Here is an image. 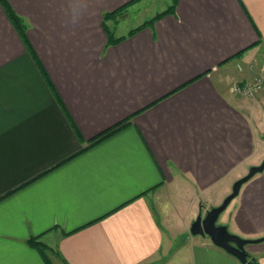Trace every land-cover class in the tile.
<instances>
[{
  "label": "crops",
  "instance_id": "1",
  "mask_svg": "<svg viewBox=\"0 0 264 264\" xmlns=\"http://www.w3.org/2000/svg\"><path fill=\"white\" fill-rule=\"evenodd\" d=\"M6 1L27 41L0 0V264H243L191 225L264 159V96L226 71L264 68V0H178L119 42L130 0ZM222 222L264 236V171Z\"/></svg>",
  "mask_w": 264,
  "mask_h": 264
},
{
  "label": "water",
  "instance_id": "2",
  "mask_svg": "<svg viewBox=\"0 0 264 264\" xmlns=\"http://www.w3.org/2000/svg\"><path fill=\"white\" fill-rule=\"evenodd\" d=\"M262 171H264V159L260 164L252 165L245 175L234 182L231 193L225 197L221 204L208 209L205 215L202 212L199 213L191 225L193 234L209 235L217 246L236 256L243 264H259L255 257L249 256L246 245L262 242L264 236L257 238L243 237L231 232L226 224H219L217 221L220 214L238 196L243 184Z\"/></svg>",
  "mask_w": 264,
  "mask_h": 264
},
{
  "label": "trees",
  "instance_id": "3",
  "mask_svg": "<svg viewBox=\"0 0 264 264\" xmlns=\"http://www.w3.org/2000/svg\"><path fill=\"white\" fill-rule=\"evenodd\" d=\"M2 1H4V5L6 7V10L8 11V13H9L11 19L13 20L14 24L16 25V27L18 28L20 34L22 35V37L24 39H26V35H25L26 34V25L24 24L22 18L12 10V8L10 7V5L7 3L6 0H2ZM139 1L140 0H130V1L126 2L124 5H122L121 7H119L118 9L110 11V12H106L104 14V24H105L106 30L108 32L110 42H119V41L123 40L124 38H126V36L132 35L135 32H137L138 30L152 24L153 22H155L156 20H158L159 18L164 16L166 13L174 11V9L177 5V2H178V0H174L173 3L168 8H166L162 11H159L157 14H155L151 18L145 20L140 25L132 28L131 30H129V32L127 34L116 35L114 30L112 28H110V26L108 25V20L114 19V20L118 21V18L120 17L121 14H123L128 8H130L132 5H134L135 3L139 2ZM26 41H27V39H26ZM125 125H126L125 121H122V122L114 125L113 127L109 128L108 130L104 131L103 133H101L100 135H98L97 137L92 139L91 144L94 145V144L98 143L99 141L107 138L108 136L118 132L119 130L124 128ZM29 242L33 246L37 247L42 252V254H44V256L46 257V260H48V262H49L47 252L50 248L48 247V245L44 241H42L39 238V236L31 237L29 239Z\"/></svg>",
  "mask_w": 264,
  "mask_h": 264
},
{
  "label": "rangeland",
  "instance_id": "4",
  "mask_svg": "<svg viewBox=\"0 0 264 264\" xmlns=\"http://www.w3.org/2000/svg\"><path fill=\"white\" fill-rule=\"evenodd\" d=\"M173 1L174 0H140L139 2L135 3L130 8H128L123 14H121L120 17L118 18V21L114 20V19H109L108 25L118 35L127 34L129 32V30H131L132 28L140 25L145 20H147V19L151 18L152 16H154L155 14H157L159 11H162V10L168 8L173 3ZM240 66H242V65H238V64L236 65L235 64L232 69H228L226 71H228L229 73H234L235 71H237L239 74H242V75H250V73H252V71L259 72L262 69H264V68H262V69L258 70V69H255L253 67L250 68V67H244V66H242V68H240ZM236 81H238V79H236L233 82V84ZM233 84H232V86H233ZM232 86H231V88H232ZM232 91L234 93L238 94L234 90H232ZM238 95H240V94H238ZM257 95L255 97H257ZM229 205L220 214L218 221H217L219 224L223 223L222 220L224 219L225 214H227V212L229 210ZM205 214H203V215H205ZM257 243H259V242H257ZM248 245H246V250L248 251L249 256L255 257L254 254L248 250L249 249ZM50 250L51 249H49L48 251L51 252ZM255 258L258 261L257 257H255ZM153 264H162V263L156 262ZM174 264H177V263H174Z\"/></svg>",
  "mask_w": 264,
  "mask_h": 264
},
{
  "label": "built area",
  "instance_id": "5",
  "mask_svg": "<svg viewBox=\"0 0 264 264\" xmlns=\"http://www.w3.org/2000/svg\"><path fill=\"white\" fill-rule=\"evenodd\" d=\"M232 90L249 97H255L257 94L264 95V69L259 72L252 71L250 75H244L233 84Z\"/></svg>",
  "mask_w": 264,
  "mask_h": 264
},
{
  "label": "flooded vegetation",
  "instance_id": "6",
  "mask_svg": "<svg viewBox=\"0 0 264 264\" xmlns=\"http://www.w3.org/2000/svg\"><path fill=\"white\" fill-rule=\"evenodd\" d=\"M253 257V256H252Z\"/></svg>",
  "mask_w": 264,
  "mask_h": 264
}]
</instances>
